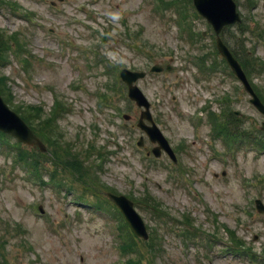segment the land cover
<instances>
[{"label": "rangeland", "instance_id": "rangeland-1", "mask_svg": "<svg viewBox=\"0 0 264 264\" xmlns=\"http://www.w3.org/2000/svg\"><path fill=\"white\" fill-rule=\"evenodd\" d=\"M6 1L9 6L0 10V31L15 34L26 53L19 49L20 55L11 54L0 69L5 91L0 89V96L9 99L4 100L15 112L20 105L41 108V118L50 121V152L60 164L74 162V168L58 174L64 182L58 188L47 183L50 164L41 159L44 184L15 164L26 146L10 136L0 137V264H117L120 258H131H122L117 250L122 240L115 210L107 214L95 205L111 190L135 199L146 191L171 216L165 227L144 201L137 200L138 215L149 234L157 229L162 244L152 264H245L239 256L236 261L222 258L229 241L224 227L244 247L240 255L264 254V215L253 206L256 198L264 204V150L246 142L229 153L222 139L213 138L203 109L210 103V111L219 116L224 106L243 115L238 128L254 141L261 139L258 128L264 117L228 71L217 68L208 75L197 68L200 54L209 52L206 65L218 64L219 57L210 26L193 16L192 6L182 0L179 4L182 12L190 13L193 33L204 32L202 37L191 38L188 29L181 30L182 24L176 23L179 5L156 13L154 0ZM234 2L243 26L223 30V41L237 54L240 51L247 63L252 56L264 61V42L253 33L241 34L244 27L264 30V0ZM102 36L108 39L102 42ZM25 58L29 65L24 72L18 61ZM154 64L169 65L171 71L150 73ZM120 69L146 72L136 85L176 154L175 165L165 154L157 159L146 156L155 144L136 126L142 109L129 101L125 85L116 79L115 70ZM250 71L249 83L264 95V71ZM228 94L229 105H221L217 99ZM55 101L59 109L51 118ZM140 138L143 144L138 148ZM261 143L264 149V138ZM27 149L22 152L31 151ZM177 167L185 169L184 174ZM79 169H87L88 177L82 178L89 191L75 174ZM78 194L85 201L77 199ZM182 219L195 228L190 242L183 243L179 235Z\"/></svg>", "mask_w": 264, "mask_h": 264}, {"label": "water", "instance_id": "water-1", "mask_svg": "<svg viewBox=\"0 0 264 264\" xmlns=\"http://www.w3.org/2000/svg\"><path fill=\"white\" fill-rule=\"evenodd\" d=\"M194 6L201 16H203L207 22H209L213 28L214 33L218 32L228 24L236 23L239 20L238 14L235 10V4L232 0H194ZM217 49L220 55L223 56L228 66L231 67L234 75L241 81L243 88L251 97L250 103L262 114H264V106H262L260 100L254 94L252 88L249 87L246 77H244L241 67L237 64L233 56L229 53L227 47L221 43L219 37L216 38ZM153 71L160 72L162 69L155 66L152 67ZM122 80L128 85V96L131 100L135 101L138 106H143L145 111L141 112L139 126H141L150 137L151 141L158 142L160 148H164L169 155L170 149L163 137H161L158 129L151 121L148 109L149 104L144 98L143 94L133 85L138 78H142L144 73H132L130 71L122 70L120 74ZM145 118L151 122V127L144 126L142 119ZM262 131H264V122L261 124ZM0 132L8 133L16 140L26 145H37L41 151L44 147L37 137L26 127L24 122L20 118L9 110L2 99H0ZM155 155H159V148L154 149ZM108 197L117 206L125 217L129 227L132 229L137 237L147 239L146 227H144L143 221L140 216L135 212L133 205L123 195L115 196L108 194ZM256 208L260 212H264V207L260 201H256Z\"/></svg>", "mask_w": 264, "mask_h": 264}, {"label": "trees", "instance_id": "trees-1", "mask_svg": "<svg viewBox=\"0 0 264 264\" xmlns=\"http://www.w3.org/2000/svg\"><path fill=\"white\" fill-rule=\"evenodd\" d=\"M2 2H4V0H0V5L2 4ZM12 5L15 6L14 3ZM261 34L263 35L264 31H261ZM11 49H13V50H11ZM19 49L22 50L23 52H25L24 45H21V43L18 42V39L15 36V34L8 35L5 31L1 30L0 31V68H2V66L8 60V58L11 54L15 53V54L20 55V53L18 51ZM231 52L235 56L236 55L238 57L240 56L239 61L241 63V66H243L244 72L248 78H250V74H251L250 69H253V71H257L256 73H261L262 71H264V63L258 61L257 59L253 60V56H252V61L251 62L249 61V63H247L246 58L242 59L244 56H243V54H241L240 51L237 54L235 50L231 49ZM21 62L26 64L27 66L29 65L28 60H26V58L21 59ZM1 88L4 91L3 84L1 85ZM253 88L255 89L259 98L261 100H263V102H264V95L261 94L260 89L256 86H253ZM18 108H20L22 110L20 113H21V117L23 118V120H25V122L28 123L32 127V130L35 131L37 133V135L41 138V140L46 142L47 147H49L51 149V151L54 152L53 148H52L53 145L51 144V141L47 138L49 135L48 134L49 131H46V122L47 121L50 122V121L48 119H42L41 118V116H40L41 108H34L33 109L29 106H22V105H20ZM237 124H238V119L234 118L233 115H231V111L229 110L225 114L223 122H221V120L218 121V123H217V125L219 126L218 132L220 134H223L229 143H231L232 141L240 142L244 139L245 142H249L250 145L251 144L254 145L257 149L264 150L263 145L261 143V140H262V138H264V135L261 134V139L259 141H254L251 139L249 140L247 138L248 133L247 132L244 133L242 131L240 132ZM49 126H50V123L48 124V128H49ZM49 144H51V145L49 146ZM22 149H25V148L22 147L19 150V152L17 153L18 155L16 157V160L19 162V164L23 165L28 172H31L36 177H40L39 173L41 172V168L44 167V165L42 166V164H41V162L43 163V161H41V159H44L46 154L38 153L35 149H30V148L27 150L28 151L31 150V151L29 153L25 154L22 152ZM49 153L52 155L51 152H49ZM52 157L53 158L51 160L53 161V163L57 164L56 159L54 158L53 155H52ZM61 166H62V170L65 169V170L70 172V170H73V168H74V163H70L68 166H66L65 164H63ZM82 174L85 175V171H83ZM50 175H51V180H53L55 178L54 172H52V174H50ZM56 183L58 185H60V182H56ZM147 198H148V196L146 197V199L144 201L146 202L147 205L150 206L152 211L160 212L159 204L157 202L155 203L154 200H152L151 198L150 199H147ZM126 232L127 233L125 235V238H127L128 241L125 244V247L128 250H131V251L135 250V252H138V254L140 256H143V252H145V253H148L150 257H154L155 253L157 251L161 250V249H159V247H160L159 238L157 237V234L154 232L152 233L153 235L150 237V240L148 242L141 243L144 251H140L137 248L132 250L133 247L136 245V243L132 241V238L130 236L128 229ZM155 246H158L157 250L155 249Z\"/></svg>", "mask_w": 264, "mask_h": 264}]
</instances>
